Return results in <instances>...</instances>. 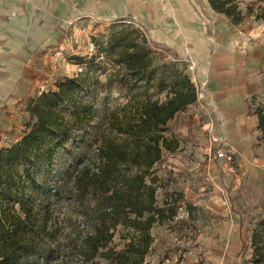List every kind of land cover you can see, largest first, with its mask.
I'll return each instance as SVG.
<instances>
[{
  "label": "rangeland",
  "instance_id": "1",
  "mask_svg": "<svg viewBox=\"0 0 264 264\" xmlns=\"http://www.w3.org/2000/svg\"><path fill=\"white\" fill-rule=\"evenodd\" d=\"M236 2L239 9L241 0ZM250 3L246 12H252L258 3L262 7L259 0ZM131 43L133 49L129 53L137 52L151 66L145 73L147 81L124 84L128 80H122L125 72L120 71L117 52ZM181 72L195 85L193 71L185 59L153 42L147 30L131 19H80L70 24L57 46L41 57L30 74L36 81L16 116L18 128L6 132L0 147L16 142L35 124L28 109L42 93L57 91L58 84L68 79H76L81 85L70 93L73 103L60 104L69 138L56 148L54 144L61 134L55 130L47 138V150L35 161L32 172L55 200L53 218L58 221V231L54 246L64 243L76 226L73 218L67 220L72 215L70 197L56 195L54 189L63 186L96 149L95 137L107 129L108 113L145 96L165 100L172 74ZM205 101L197 100L168 124L167 134L172 132L179 146L173 152H164L162 161L154 167L160 179L156 196L160 207L176 215L155 224L151 230L154 243L146 257L147 264H251L254 243L264 252V177L256 179L242 174L234 160L225 170L230 147L224 138L214 141L216 136L222 137L216 129L220 122ZM255 110L264 113V105L258 103ZM2 115L8 117L3 113L2 119H6ZM219 151H223V157ZM223 169L224 175H238L230 183L227 181L228 187L224 184L225 176L218 172ZM26 192L29 194L30 189ZM34 195L38 202L46 197L45 193ZM115 241L118 243V235ZM234 242H241L239 250L233 251ZM59 260L58 252H54L40 264H59ZM89 264L106 262L97 260Z\"/></svg>",
  "mask_w": 264,
  "mask_h": 264
},
{
  "label": "trees",
  "instance_id": "2",
  "mask_svg": "<svg viewBox=\"0 0 264 264\" xmlns=\"http://www.w3.org/2000/svg\"><path fill=\"white\" fill-rule=\"evenodd\" d=\"M259 1L262 7L256 19L264 20V0ZM208 2L232 23L242 22L244 16L236 0ZM132 49L133 43L117 52L120 71L125 72L122 80H128L124 84L148 80L145 73L151 65L137 52L129 53ZM80 86L76 79H68L58 84L57 91L42 93L28 109L35 124L19 140L0 148V264H40L54 252L60 256L59 264L97 260L147 264L154 243L151 230L176 215L157 204L160 179L154 167L164 152L179 146L173 133L167 134L169 122L197 102L195 85L182 72L172 74L165 100L145 96L108 113L107 129L96 134V149L63 186L54 189L56 195L70 197L72 215L67 220L73 218L76 226L64 243L53 245L58 231V221L53 218L55 200L32 172L55 130L61 134L56 148L69 138L60 104H71L70 93ZM257 116L264 142V113L257 112ZM35 193H45L46 197L38 202ZM251 264H264V252L255 243Z\"/></svg>",
  "mask_w": 264,
  "mask_h": 264
},
{
  "label": "crops",
  "instance_id": "3",
  "mask_svg": "<svg viewBox=\"0 0 264 264\" xmlns=\"http://www.w3.org/2000/svg\"><path fill=\"white\" fill-rule=\"evenodd\" d=\"M252 1L241 0L244 18L234 24L208 0H0V115L8 114L0 116V141L17 130L16 116L36 81L30 74L70 24L84 18L131 19L153 42L196 61L195 81L205 82V103L220 122L217 133L235 150L233 160L242 174L264 177V142L255 110L258 103L264 105V20L256 19L259 3L246 12ZM224 162L227 171L233 163ZM218 172L226 187L238 177ZM231 246L234 251L242 244Z\"/></svg>",
  "mask_w": 264,
  "mask_h": 264
},
{
  "label": "built area",
  "instance_id": "4",
  "mask_svg": "<svg viewBox=\"0 0 264 264\" xmlns=\"http://www.w3.org/2000/svg\"><path fill=\"white\" fill-rule=\"evenodd\" d=\"M185 61L189 64L190 69L194 72V70L196 69V66H197L196 61L194 59H192L191 57H187L185 59ZM195 78H196V75L194 74L193 81H194L195 87H196L197 100L198 101H203V100H205V94H204L205 82L199 83V82L195 81ZM2 117L3 118H7L6 115H2ZM222 138L223 137L216 136L214 138V141H217L218 142V140H220V139L222 140ZM218 154H219L220 157H223L224 156L223 151H219ZM235 154H236L235 153V150L229 148V151L227 152V156H228V159L230 160V163H233V157L235 156Z\"/></svg>",
  "mask_w": 264,
  "mask_h": 264
}]
</instances>
